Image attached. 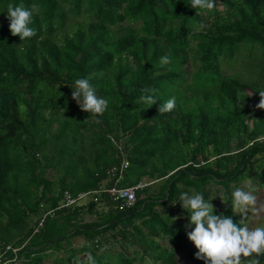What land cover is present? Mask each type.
<instances>
[{
  "label": "trees",
  "instance_id": "obj_1",
  "mask_svg": "<svg viewBox=\"0 0 264 264\" xmlns=\"http://www.w3.org/2000/svg\"><path fill=\"white\" fill-rule=\"evenodd\" d=\"M213 2L194 10L190 0H0L3 263L42 264L66 252L55 264H81L88 252L96 264H178L183 252L205 264L166 209L181 207L182 192L208 199L213 184L223 198L243 180L264 184V110H249L264 90V0ZM9 3L36 6L34 37L10 34ZM163 56L171 62L161 67ZM243 59L244 77L223 73ZM79 78L108 99L103 115L72 100ZM153 88L149 107L139 97ZM172 97L175 108L158 112ZM113 168L116 188L144 185L131 208H114L104 191L59 207L63 192L112 187ZM220 213L238 222L230 200L214 208ZM77 236L84 244L74 249Z\"/></svg>",
  "mask_w": 264,
  "mask_h": 264
},
{
  "label": "clouds",
  "instance_id": "obj_2",
  "mask_svg": "<svg viewBox=\"0 0 264 264\" xmlns=\"http://www.w3.org/2000/svg\"><path fill=\"white\" fill-rule=\"evenodd\" d=\"M214 6L213 0H190L189 5L194 10H210ZM35 8V5L29 9L23 4H7L6 18L9 21L10 34L18 36L20 41L31 39L36 35L35 29L29 26L32 23ZM170 62L168 56H163L159 60L161 67ZM71 89V98L82 112L98 117L107 110L108 99L98 97L87 79H76ZM146 91L150 94L139 97L140 102L149 107L157 104L156 93L158 89L153 88ZM258 93L260 99L255 108L264 110V90L258 91ZM175 106V97H172L160 105L157 111L162 114L167 113L172 111ZM100 122L99 119L96 120V123ZM101 189L99 188L92 193H80H87L86 198L95 202V195ZM254 191L255 189L245 190L244 187H237L231 191L230 198H220L222 203H227L230 200L232 212L242 217L239 222H234L230 216H225L223 213L214 214V206L211 200L215 197L205 199L202 193L195 192L192 194L182 192L179 195L178 201L181 208L190 214L188 224L185 227H191L192 230L186 232V235L187 239L197 249L194 254L196 259L203 260L205 264H260L258 257L264 255V225L249 227L248 224L244 223L249 211H256L254 206L257 203V198L253 194ZM90 194H93L94 197L92 198ZM177 218L173 217L172 219ZM106 248L107 245H105ZM81 264H96V260L89 253L81 261Z\"/></svg>",
  "mask_w": 264,
  "mask_h": 264
},
{
  "label": "rangeland",
  "instance_id": "obj_3",
  "mask_svg": "<svg viewBox=\"0 0 264 264\" xmlns=\"http://www.w3.org/2000/svg\"><path fill=\"white\" fill-rule=\"evenodd\" d=\"M77 21H79V20H75V22H77ZM62 33H63V31H62ZM191 64H192L191 61H190V63L188 62L189 69H192ZM245 64H246V60L243 59L242 61L235 62L234 64H231L229 66L222 67V71L224 74H226L228 76H237L238 78H242V77H244L243 73L245 74ZM256 104H258V102L255 101L254 99H252L249 110L250 111H256V108H255ZM143 181L147 182L146 179H143ZM155 186H156V188H158L157 183ZM237 187H244L245 190L255 189L253 194L257 198V203L254 206L256 211L250 210L249 213L247 214L248 216L244 220V223L248 224L249 227H253L256 225H264V184L262 185L259 182V180L246 179V180L241 181V183ZM237 187H235V188H237ZM210 188L212 191L210 192V197L208 199L215 197L213 200H211V203L213 204L214 208L217 210V205L221 203L220 198L223 199V189L221 188V186L216 185V184L210 185ZM230 191L231 190L226 191L225 196H228ZM83 199L80 203L83 202ZM87 201H88V198H86L82 204H85ZM166 213L168 214V220H169L170 226H173V227L179 226L181 228V230L184 232L185 236L187 237L186 232L192 230L191 227H188V228L185 227L188 224V219H189L190 214L187 211L183 210L181 207L177 209L175 206L171 207V208L170 207L167 208ZM235 215H236L238 222H239L242 219V217L239 214H235ZM173 217H178V218L173 220L172 219ZM82 219L84 222H88V220H91L92 217H89L87 215H83ZM69 243H71V246L74 249H78L81 247V245L84 244V239L82 238V236L73 237L69 241ZM162 244L165 245L166 248L171 247L170 244H168L166 241H164ZM191 247L196 249L192 243H191ZM14 251L16 252L17 250L14 249ZM87 254H89V253L86 252V253L79 254L77 257L78 262L82 261L86 257ZM66 255H67L66 252H61L57 255L56 254L55 255L50 254L43 260L42 264H55V258L65 257ZM177 259H178V264H192L186 260V256L183 252L179 253V255L177 256ZM0 264H8V263H3L0 260ZM144 264H152V263L150 261H148Z\"/></svg>",
  "mask_w": 264,
  "mask_h": 264
},
{
  "label": "built area",
  "instance_id": "obj_4",
  "mask_svg": "<svg viewBox=\"0 0 264 264\" xmlns=\"http://www.w3.org/2000/svg\"><path fill=\"white\" fill-rule=\"evenodd\" d=\"M115 168L110 169L109 171V176H110V180L113 181V186L109 187L108 189H101L98 190V192L100 191H104L108 197V199L110 200L111 204H113L114 208H120V209H128L131 208L135 202V190L137 188H142L144 185L141 183L137 186H133V187H128V188H116V186L114 185L117 181L113 180L115 177ZM87 197V193H78L75 196H72L70 193L68 192H63L62 194V202L60 204V208H68V207H72V206H78L80 205V202L82 201V199ZM83 199V200H84ZM50 213V212H47ZM46 214H44L41 219L39 220V222L37 223V226L33 229V233H36L37 231V227L41 224L43 217ZM6 249H9V247H6ZM13 252L14 249H12Z\"/></svg>",
  "mask_w": 264,
  "mask_h": 264
},
{
  "label": "crops",
  "instance_id": "obj_5",
  "mask_svg": "<svg viewBox=\"0 0 264 264\" xmlns=\"http://www.w3.org/2000/svg\"><path fill=\"white\" fill-rule=\"evenodd\" d=\"M99 205H100V204H97V205H96V208H95L96 211H100L101 208H100ZM88 222H90V220H88Z\"/></svg>",
  "mask_w": 264,
  "mask_h": 264
}]
</instances>
